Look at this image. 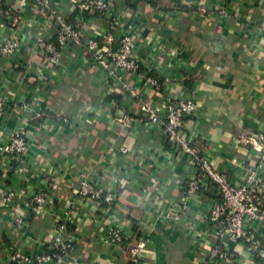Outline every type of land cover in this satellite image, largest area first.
<instances>
[{
	"label": "crops",
	"instance_id": "1",
	"mask_svg": "<svg viewBox=\"0 0 264 264\" xmlns=\"http://www.w3.org/2000/svg\"><path fill=\"white\" fill-rule=\"evenodd\" d=\"M109 1L104 16L81 14L68 0H55L70 22L83 18V37L65 48L51 77L38 45L43 33L52 34L46 17L31 0H0V35L19 41L13 59L0 60V97L7 103L0 142L24 124L32 150L21 161L1 162L0 156V264H16L10 260L15 252H48L57 223L74 249L48 264H197L215 243L205 223L215 189L191 202V227L173 222L179 187L195 170L161 130L145 124L136 103L110 89L93 68L83 46L89 36L115 50L123 32L133 33L137 56L166 85L154 91L136 75L129 83L155 106L169 96L191 95L197 111L184 117L183 133L231 183L240 184L264 156V143L261 150L239 141L264 133V0ZM123 147L127 153H120ZM85 178L115 192L111 211L76 196ZM51 186L47 215H29L25 228L16 229L10 214L19 210L17 203ZM8 191L15 193L16 206L5 200ZM112 223L123 232L121 245L104 238ZM252 228L264 239V226L253 222ZM138 239L145 247L134 262L128 250ZM222 246L228 264L261 262L240 243Z\"/></svg>",
	"mask_w": 264,
	"mask_h": 264
},
{
	"label": "built area",
	"instance_id": "2",
	"mask_svg": "<svg viewBox=\"0 0 264 264\" xmlns=\"http://www.w3.org/2000/svg\"><path fill=\"white\" fill-rule=\"evenodd\" d=\"M34 6L47 19V25L52 34L45 32L38 38V45L42 51V64L50 68L51 77H54L60 68L61 58L65 48L81 41L83 18L70 22L67 17L56 8L55 0H31ZM68 3L81 14L91 13L108 16L111 10L109 0H68ZM224 15L225 12L222 11ZM111 42V39H109ZM118 47L113 50L102 45L96 36H89L83 42L84 49L90 56L91 64L95 70L102 74L110 89H115L120 95L130 98L138 106V116H143L149 128L161 130L166 142L176 153L184 154L188 163L195 172L179 187L182 197L175 213L172 214L173 222H186L191 227L192 220L191 202L196 198L201 200L214 188L216 198L208 204L205 223L208 232L215 239L212 247L207 249L203 258L197 264H228L232 260L229 253L222 246V242L242 244L250 251L260 264H264V239L260 238L252 228L253 222L264 226V156L258 162L250 165L240 184L230 182L228 175L214 169L210 159L200 150L192 146L185 137L186 116H193L197 111L194 98L185 94L183 96L167 97L160 106L152 105L140 91L129 83V77L136 75L145 81V84L158 91L166 82L157 77L147 61L141 60L136 54V43L132 32L126 31L117 39ZM19 49V41L11 34L0 35V60L10 62ZM43 66L38 73L43 74ZM7 108L6 100L0 97V127L4 124ZM130 122V117L124 118ZM29 132L24 124L18 126L6 140L0 142L1 162L4 160L21 161L31 152ZM239 141L243 144L254 145L263 150L264 133L242 136ZM260 143V144H259ZM120 153H127V148L119 149ZM53 186L41 189L26 201L13 203L15 193L8 191L4 197L8 203H13L19 210L10 214L12 225L22 230L27 224L29 215L45 217L48 205L51 202ZM78 198L89 200L98 206L105 214L111 211L118 201V197L111 190L97 186L87 180L78 182L76 190ZM76 197V199H77ZM68 212H66L65 215ZM59 234L55 238L54 246L46 253L25 254L15 252L10 260L16 264H48L62 261L74 249V242L65 238L64 225L57 223ZM107 243L121 245L124 241L123 232L116 223L107 225L104 236ZM145 241L138 239L128 250L131 261H137L141 255Z\"/></svg>",
	"mask_w": 264,
	"mask_h": 264
},
{
	"label": "trees",
	"instance_id": "3",
	"mask_svg": "<svg viewBox=\"0 0 264 264\" xmlns=\"http://www.w3.org/2000/svg\"><path fill=\"white\" fill-rule=\"evenodd\" d=\"M84 14H86V13H84Z\"/></svg>",
	"mask_w": 264,
	"mask_h": 264
}]
</instances>
